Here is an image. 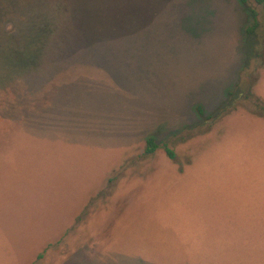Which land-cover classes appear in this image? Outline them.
<instances>
[{
  "label": "rangeland",
  "instance_id": "rangeland-1",
  "mask_svg": "<svg viewBox=\"0 0 264 264\" xmlns=\"http://www.w3.org/2000/svg\"><path fill=\"white\" fill-rule=\"evenodd\" d=\"M243 20L235 0H0V65L1 36L38 39L0 69V264H264V121L193 111L234 81Z\"/></svg>",
  "mask_w": 264,
  "mask_h": 264
},
{
  "label": "trees",
  "instance_id": "trees-1",
  "mask_svg": "<svg viewBox=\"0 0 264 264\" xmlns=\"http://www.w3.org/2000/svg\"><path fill=\"white\" fill-rule=\"evenodd\" d=\"M244 14L243 26L239 30L242 49L240 50L239 68L233 82L224 89L222 99L219 105L210 114H205L202 106L197 105L193 111L198 119V127H203L206 131L214 122L237 109L238 104L243 101L249 102V112L264 121V101L253 93V87L258 80L259 72L264 65V0H235ZM260 8L261 22L257 21V12L253 5ZM6 43L7 53L0 69L9 68L14 60L21 58H31L35 52V46L38 39L33 36H24L21 40V48L18 50L12 47L6 38L1 36ZM10 69V68H9ZM190 138V137H188ZM161 148L164 156L174 159V152L171 148L162 144L158 146L152 136L144 139L142 155L147 157L155 153ZM41 259V255L37 256V260Z\"/></svg>",
  "mask_w": 264,
  "mask_h": 264
}]
</instances>
